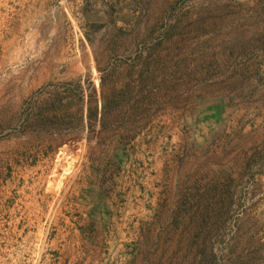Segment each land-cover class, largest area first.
Wrapping results in <instances>:
<instances>
[{"label":"rangeland","instance_id":"obj_1","mask_svg":"<svg viewBox=\"0 0 264 264\" xmlns=\"http://www.w3.org/2000/svg\"><path fill=\"white\" fill-rule=\"evenodd\" d=\"M0 264H264V0H0Z\"/></svg>","mask_w":264,"mask_h":264}]
</instances>
